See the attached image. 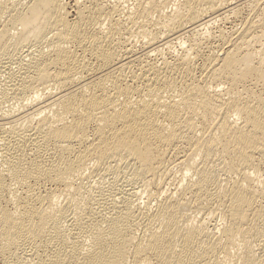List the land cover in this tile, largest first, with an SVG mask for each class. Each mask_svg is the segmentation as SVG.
I'll list each match as a JSON object with an SVG mask.
<instances>
[{
    "label": "bare ground",
    "instance_id": "obj_1",
    "mask_svg": "<svg viewBox=\"0 0 264 264\" xmlns=\"http://www.w3.org/2000/svg\"><path fill=\"white\" fill-rule=\"evenodd\" d=\"M0 264H264V0H0Z\"/></svg>",
    "mask_w": 264,
    "mask_h": 264
},
{
    "label": "rangeland",
    "instance_id": "obj_2",
    "mask_svg": "<svg viewBox=\"0 0 264 264\" xmlns=\"http://www.w3.org/2000/svg\"><path fill=\"white\" fill-rule=\"evenodd\" d=\"M223 26H224V25H223ZM223 26H222V27H223ZM226 26H227V25H225L224 27H226ZM25 45H27V42L25 43Z\"/></svg>",
    "mask_w": 264,
    "mask_h": 264
}]
</instances>
